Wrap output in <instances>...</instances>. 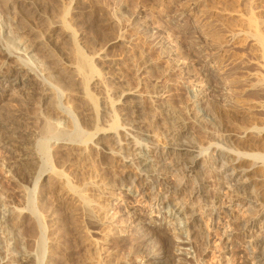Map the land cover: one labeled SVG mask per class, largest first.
<instances>
[{
  "label": "rangeland",
  "instance_id": "1",
  "mask_svg": "<svg viewBox=\"0 0 264 264\" xmlns=\"http://www.w3.org/2000/svg\"><path fill=\"white\" fill-rule=\"evenodd\" d=\"M19 1H28L36 6V14L39 13L41 19L37 21L35 17H26L23 21L16 15L18 9L14 0H0V45L14 48L22 41L34 46L35 50L29 53L27 66L32 71L43 73L53 90L45 88L44 91L43 87L40 88L39 94L33 95L34 98L40 96L36 102L28 90L26 93L31 96H27L25 89L19 87L22 83L35 81L34 77L19 78L16 82L12 79L11 85L15 90L4 89L0 92L4 97L0 110L3 109L1 111L4 114L19 112L32 117L34 122L23 121L31 134L41 135V128L36 124L39 111L58 129L95 134V128L106 126L109 122V117L105 121L101 116V107L105 106L109 98L115 102L119 128H125L126 132L134 128L138 133L128 132L131 136L147 139L156 148L167 150L169 142L164 123L161 122L164 121V115L159 105L155 104L159 97L187 124V133L192 137L189 139L196 141L197 145L207 147L212 142L220 141L234 152L251 153L252 150L263 154L264 131L261 135L255 132L259 130L257 128L264 127V96L261 100H253L249 95L255 86L264 83L262 49L254 37L257 32L262 35L258 36L257 33L258 38L264 37V0ZM251 19L257 26L248 21ZM249 22L259 31L255 32L252 24L248 26ZM50 24L61 25L62 32L65 25L68 31L64 28L66 32L63 33H69V36L74 33L71 37H76L74 39L82 45V52L93 58V61L96 60L94 62L100 67L108 91L98 86V82L94 84H98L96 87L88 86L98 109L84 98L83 76L74 74L76 69L72 65L75 61L70 58L73 57L75 45L67 40V43L64 41L66 45L62 42L61 49L49 50L51 55L47 56L49 52L44 53L47 48L43 47V33L45 26ZM68 27L74 32L71 33ZM254 32L255 35L250 37L249 34L252 36ZM17 35L23 37L21 41ZM62 51H72V55ZM103 57L105 61L101 60ZM1 61L0 65L3 63ZM71 70L73 73L69 72ZM64 75L72 76L71 83L64 79ZM207 81L210 90L214 89L217 93L216 96L209 95V87L205 85ZM73 86L78 88L72 91ZM14 92H18L17 95ZM197 94L201 95L200 98L206 97L201 100H206L202 105L192 98ZM12 95L19 99L15 107H12L14 102L11 105L9 100ZM220 96L221 99H218ZM40 99L42 103L39 106L37 103H40ZM21 101L33 105H25ZM43 106L48 110H44ZM133 106H139L137 110L141 114L139 112L133 116ZM91 107L92 112H89ZM95 109L97 112L101 109L97 113L99 118L96 117ZM4 114L0 115V123L6 121ZM249 130H253L254 134ZM247 131L250 134L247 135ZM118 132L119 137L121 132L119 139L121 142L123 140L124 155L131 158L132 153L138 152L135 151V142L124 136L122 131ZM103 134L94 137L93 142L115 150V146L108 145L112 143L108 134L107 137L106 133ZM29 143L23 152L14 150V161L26 159L28 148L34 145L33 141ZM83 146L56 145L51 141L47 157L43 159V164L49 170L38 181L35 190L33 184L27 186L14 179L5 162L11 159V155L0 147V264H15L22 254L37 256L41 239L46 240L42 264H143L148 260L154 264H180L181 261L177 259L165 260L166 256L157 246L158 242L165 239L170 240L171 244L176 243L173 226L185 207L195 211L201 227L194 225L187 213L186 222L189 226L202 231L196 233L210 237L207 246L201 249L205 251L204 254H200L201 250L197 253L191 247L186 248L185 256L192 261L188 264H240L241 260L245 264L252 262L255 251L264 252V248L255 247L256 241H264V168L248 173L245 177L242 172L238 176L244 187L242 190L245 189L244 192H248L247 195H251L255 202L254 206L249 207L250 204L237 200V195L231 192V186L221 183L222 175L214 172L217 167L214 160L209 159V151L208 155L197 159L196 170H200L201 176L206 178L205 190L209 193L207 206L197 205V201L188 199L190 188L179 192V196L174 198L167 194V186H163L165 190L157 186L150 195L142 193L141 189L132 186L138 172L128 162L109 154L104 157L101 154L103 159L97 148ZM152 157L151 161H157V151ZM21 164L14 165L15 168L11 166L12 171L18 173V179L35 169L31 162L23 163L22 167ZM249 164L245 161L234 167L242 170L250 167ZM176 181L179 179L176 178L174 183L171 179L170 184L175 185L178 183ZM129 192L132 196H128ZM156 198L162 202L168 201L172 206H177L179 202L183 205L180 209L178 205L176 210H179L174 214L167 211V203L160 205L162 202L159 204L154 201ZM29 201L34 203L33 210L38 216L36 221L33 219L35 216L31 218L27 215L31 213ZM85 211H90L88 215L92 216H86ZM39 220L41 226L46 225L45 231L39 229ZM140 221L150 223V227L136 229ZM153 233H157L156 236ZM139 237V241H143L139 246L141 249L131 245Z\"/></svg>",
  "mask_w": 264,
  "mask_h": 264
},
{
  "label": "bare ground",
  "instance_id": "2",
  "mask_svg": "<svg viewBox=\"0 0 264 264\" xmlns=\"http://www.w3.org/2000/svg\"><path fill=\"white\" fill-rule=\"evenodd\" d=\"M14 4L17 6V9H18V12L16 15L19 16V18L23 19V21H25L24 18L26 19V17H28V18L29 17H31V18L35 17V19L37 21H40L41 18H40L39 13L37 12L38 14H36V11L38 8L36 6H33L30 2H28V1H21L20 2L19 0H14ZM248 21H252L254 23L253 19L248 20ZM252 22H249L248 26H250V24H252ZM254 24H252L251 27H253ZM255 26H257V23L255 24ZM45 27H46V29L43 33L44 34V36H43V38H44L43 39L44 40L43 47L47 48L46 52H44L45 54H47V52H49V50L55 51L56 49H59L62 46L61 45L62 42H63V45H66V44H64V41H65V43L69 42L70 44L75 45V47L73 48L74 50H72L73 55L71 54L72 51L71 52L68 51V52H70V56L72 55L73 57H71V58H70V56L68 57L69 54H68V52L67 53L65 52L66 50H65L64 46H63V50H65V51H62V52L63 53L65 52L66 54H68L67 55L68 58L74 59L73 61H75V63L73 62L74 64L72 66H74V69H76L75 71L77 72L76 73L73 69V71L75 72L74 74L77 75V77L79 75H82L84 78V80L82 78V81L85 83L84 84L85 89H83V90H85V91H83L85 94L84 98L90 100V101H88V100L87 101L91 102L93 104L91 106L92 107L94 106V108L98 109L97 101H96L95 97L93 96V94L91 93L88 86L94 85L96 82H98V84H99V85L97 84L98 86L101 85L100 87H103L102 89H104L105 91H108V90H107V83L105 82L103 75H101V73H100L101 71H99L100 67L98 68L97 67L98 65L94 62L96 60L93 61V58L91 59L89 56H86V54L83 53L84 51L82 52V50H81L82 47H80L82 45L79 44V41H76L74 39L76 37H71V35L72 36L74 35V33L71 34L73 31L71 29V27L70 28L68 27L69 29H71L70 30V32H71L70 36H69V33L68 34L63 33L65 30L68 31V29H66L65 25L63 26L65 28V30L63 28V32L61 31V29H62L61 25L59 27V25L50 24V25L45 26ZM253 28H251L252 31H254V30H255V32L259 31L258 29L256 30L257 27L254 28V30H253ZM252 31H251V33H253ZM255 32H254V34H252V36H251V34H249L250 32L248 34L250 35V37H253L255 35ZM257 33L259 34L258 36L261 35L259 32H257ZM257 33H256V35H257ZM32 34H34V33L32 32ZM256 35L254 37L256 38V41L258 40V42L260 43V44L259 43H257V44L261 45L260 47L262 49V56L264 59V37L258 38ZM16 37L20 41L23 38V37H20L19 35H17ZM248 38H249V36H248ZM255 38H253V39H255ZM68 46L69 45H67V47ZM72 47L73 46H71L70 48H72ZM34 50H35L34 46H32V45L28 46L25 42H22V41L19 42L18 47H14V48H11L8 45H0V59H2V61L1 60L0 61L3 62L0 65V92H2L4 89H9L10 91H14L15 88H14V86L11 85V80L14 79V81L16 82V81H18L19 78H26V77H34L35 81L22 83V84H20L19 87L25 89V91H24L25 93H26V90H28V92L32 94V97H33V95L37 96L39 94L38 90L40 88L42 89V87H43L44 91H45V88H46V90H50V91L53 90L52 85L49 82H47L48 81L47 79H45L43 77V75H44L43 73H40L38 71H32L27 66L28 59H30L29 53L33 52ZM68 50H70V49H68ZM225 54H227V53H225ZM49 55H51L50 52L47 54V56H49ZM45 58L43 59V61H45ZM103 58H101V60L105 61V57H103ZM50 61H51V59H50ZM47 62H48V59H47ZM75 64H76V68H75ZM70 68H72V67H70ZM44 70L46 71V69H44ZM73 71L71 70L69 72L73 73ZM78 72L80 74H78ZM46 73H47V71H46ZM67 73H68V71H67ZM68 75H70V74H68ZM68 75H66V76L64 75V79L65 78L68 79L69 83H71L72 79L70 77H72L73 75L71 74L72 76H70V77H68ZM204 77H206V76H204ZM76 78H75V80H77ZM42 82H47L48 84H43ZM67 84H68V82H67ZM76 85H78V84L76 83ZM97 85H94L92 87H96ZM205 85L209 87V89H207L210 91L209 95H215V94L217 95V93L215 91H213L214 89L210 90L209 81H207V84H205ZM70 87H72V85ZM75 87L78 88L77 86H75ZM75 87L73 86L72 91L74 90ZM89 87L91 88V86H89ZM156 87H158V85ZM80 88H81V86L79 87V89ZM211 88H212V86H211ZM77 91H78V89H77ZM81 92H82V90H81ZM14 93L16 94L18 92H14ZM48 93H47V95L49 96L50 93L49 94ZM250 93H251V95H249V96L250 97L252 96L253 100H255V98L256 99L260 98L259 100H261V97L264 96V83L259 84L257 87L255 86V89L253 91H250ZM26 94H27V96L28 95L31 96V94H28V93H26ZM42 94L40 93V95H42ZM203 94H205V93H203ZM122 95H124V93H122ZM205 95H207V94H205ZM205 95L200 98L201 95L197 94V95H195V97L192 96V98H194V100L196 99L197 102H201L198 104L202 105L203 102H206V100L203 102L201 101L202 99H204ZM39 97L40 96H38V98L37 97L36 98L39 99ZM121 97H123V96H121ZM36 98H34L35 101L37 100ZM3 99H4V97L0 95V104L2 103ZM157 99L158 100H156L155 104L159 105L160 111L162 112V115H164V119L162 118L164 121H161V120L160 121L164 123L163 125L165 126V129L164 128L163 129L166 130L165 134H166L167 141L169 142L168 146H166V147H168L167 150L166 149L160 150V149L156 148L155 145L152 143L150 144V142L147 139H137V138L131 136V134H129L128 132H137L138 133L137 130H133L134 128L133 129L130 128L129 130L127 129L128 132H126V130H124L125 128L124 129L119 128V123L117 120L118 117L116 116L117 114H116V110H115V106H114L115 102H114V100H111L109 98L106 99V104H105L106 107L105 106L101 107L103 110L99 109V111L97 112V109H95L96 111H94V112H96L97 118L100 117L97 114L100 112V110L102 111L101 116L103 115L102 118L105 119V121H106V117H109V122H108V118H107L108 124H106L105 121L104 122L102 121L103 124L104 123L106 124V126H103L101 128H99V127L95 128L96 129L95 134L91 133V132H88V133H90V134H88V133H86L87 131L85 133L80 132V131H78V132H74V131L70 132L69 131L70 132L69 133L65 130L58 129L57 127H55L51 123V121H49L48 119H46L43 116V114H42L43 112L41 113L39 111L40 115L37 117L38 121L36 124L39 125L41 128V130L38 129L39 132H41V135L38 136V134H37V136H36L33 133H32L33 134L32 135L30 132H28L29 130L27 129V126L23 123V121L26 122V120L34 122L35 120L32 117H27L26 114L19 113V112H14V113L11 112L8 114H4L2 112L3 109H1L2 111L0 110V115L4 114L6 121L4 123H0V147L4 148V150L7 151L8 153H10V155H11L10 156L11 159L5 160L6 165H9L6 168L10 172V174L13 175L14 179H16L17 181L20 180L21 183L26 184L27 186H30L33 184V186H34L33 189L35 190L38 181L49 170L46 168V166H45L46 164H43L44 163L43 159L47 157V154L49 152L48 144L51 141H54L56 145L60 144L63 146L66 145V146L79 147L82 144L85 146L89 145L93 148H97L98 152H100V156H101V154H103V157H104V155L109 154L111 156L120 157V158H122V160H125V163L128 162L129 165L133 166L137 170L138 173H137V176L135 177V179L132 183V186L135 185V188L141 189V191H143L142 193L146 192L150 195V194L154 193L157 186L160 188H163V186H167V194L170 197L174 198V196H177V195L179 196V192L184 191L187 188H190V191L187 195L189 197L188 199L189 200L194 199L195 201H197L196 202L197 205L205 204L207 206L206 199H207L209 193L207 194L208 191L205 190V184L206 183H204V181H206L205 180L206 178L202 177L201 173L199 172L200 170L198 171V170H196V168H197V159L200 156H203L210 151L211 153H210L209 159L214 160L215 165L217 167V169L215 171L214 170L213 171L217 172V174H219V175L220 174L222 175L221 183L222 184L227 183V185L231 186V189H232L231 192L234 193V195H237L236 198L238 201H240L242 203L245 202L246 205L250 204L249 207H251V205L255 204L253 198L250 197L251 195H247L248 192H244L245 189H244V191L242 190V188H244V187L241 186L240 179H239L240 177L238 178V176L240 175L241 172L244 174V177H245V175L248 173L254 172L257 169H263L264 168V152H262L263 154H261V152L254 153V152H252V150L250 151L251 153L248 152L249 150L247 151L248 153L234 152L233 150H230L225 144H223V142H220V141L215 142V143L212 142V143H210L211 145L207 146V147L200 146V144L197 145L196 141L190 140L192 137H191V134L189 136L187 133V131H188L187 124L176 113H174L173 111L170 110L171 108L166 103V101H164L163 99L160 100L159 97ZM218 99H221V96ZM9 100L11 101V105H12V102H14L12 107H15L14 106L16 104L15 102H17L19 99H17L16 97H14L12 95L9 97ZM41 100L42 99L38 100L40 102V103H37L38 105L42 103ZM31 101H32V99H31ZM35 101H33V102H35ZM132 101L134 102V100H132ZM21 102H23V104H25V105L26 104L29 106L33 105L32 103L29 104V103H26L25 101H21ZM47 103L48 102H46V104ZM211 103H210V105H211ZM229 105H227L226 107H228ZM35 106H36V104H35ZM47 107L49 108L48 105H47ZM92 107L90 108L89 112H92V110H91ZM137 107L139 108V106H137ZM230 107L231 106H229V109H230ZM263 107L261 108V110L263 109ZM10 108H11V106H10ZM43 108H44V106H43ZM48 108L45 107L44 110H48ZM138 108H135V106H133V112H132L133 116L137 115L140 112L139 110H137ZM159 108H158V110H159ZM13 111H14V109H13ZM198 111H199V108H198ZM140 114H141V112H140ZM98 122H101V120ZM139 124L140 123L135 124V125H139ZM163 125L161 124L162 127H163ZM92 129H93V127H92ZM257 129H259V130L256 131L254 129V132L256 131L255 132L256 135H261V133H263V131H264V127H263V129L262 128H257ZM92 131H94V130H92ZM118 131H122L125 134V135L122 134V136L124 135V136L128 137L130 140L133 139L134 140L133 142L136 143V144L134 143V146L136 147L135 151L136 152L138 151V152L132 153V155L130 156L131 158H128L127 156L124 155V150H123V147L121 144L123 142L122 139H124V138L121 139L122 140V142H121L119 139V138H121V132H120V137H119ZM249 131L252 132L251 134H254L253 130H249ZM99 133H102V134H99ZM103 133H106L105 134L106 137L108 134V139H110V141H112V143L108 144V145L109 146L110 145L115 146L116 147L115 150L113 148L108 149L107 147H103L106 145L101 146L98 143L95 144V142H93L94 137L96 138L97 135H104ZM248 133L249 132L247 131V135H248ZM109 134H113V135L109 136ZM143 135H145L147 137H151V136H148V134H143ZM189 137H191V138L189 139ZM31 138L32 139L34 138V140H32ZM102 138H103V136H102ZM226 138H228V137H226ZM98 139H99V137H98ZM238 139L241 140L240 138H238ZM30 141L31 142L33 141L34 145H33V148H31V147H30V149L28 148L29 154L26 155L27 156L26 159L21 158L18 160L16 159L17 161H14L15 160L14 150L17 149L18 151L23 152L25 147L26 146L28 147V144L30 145V143H29ZM85 146H83V147H85ZM246 147H248V146H246ZM86 149H90V148H86ZM132 149H133V147H132ZM248 149H250V148H248ZM90 151H92V150H90ZM155 151H157L159 157H158V159L155 158V160H157V161L153 162V161H151V157ZM155 157H157V156H155ZM70 159H72V158H70ZM245 161L250 163L249 164L250 167H248L246 169H242V170H239V169L236 170L235 169L234 166H237L240 163L245 162ZM25 162H27V163L31 162V164H33L35 166V169H34L35 172L34 171L28 172V173L24 174L22 178L18 179L17 171H16L17 174H15L14 173L15 170L12 171L11 166H13V168H15L18 163H22L20 165L22 167L23 163H25ZM14 165H15V167H14ZM36 169H37V171H36ZM56 175H58V174H56ZM176 178H178L179 181H176L178 183H175V185H174L173 183L175 182ZM171 179H173V183L171 182L172 185L170 184ZM130 186H131V184H130ZM120 189H122V188H120ZM130 195L132 196V193L130 194V192H129L128 196H130ZM154 201L159 202V204H160V202H162V200H160L158 198H156V200H154ZM32 202L29 201V203H31L29 205L30 210L28 208H27V210L31 211V213H27V215H29L31 218H33V216H35L33 219H35V221H36V219L38 220V216L36 215V213L33 210L34 209L33 208L34 203H32ZM163 203L164 204L167 203V205H166L167 211L168 212H174V214L183 205L179 202V204H177V206L180 205V207H179V209L176 210L177 206H172V204H170L168 201L162 202L160 205H162ZM214 207H216V206H214ZM32 210H33V212H32ZM88 212H90V211L86 212L87 213L86 216L91 215V214L88 215ZM187 213H189L188 215H190V217L189 216L188 217L192 220V223L194 225L198 226L199 228L201 227L200 225H198L199 224L198 223V215L195 213V211L190 210L188 207L183 208L182 212L180 213V217L177 218V221H175V225L173 226L174 227V238L177 239L176 243L173 242L174 244H171L169 242L170 240H166V239L161 241V243L158 242L157 247H159V250L161 251V253L163 252L162 254H164L166 256L165 260L167 258H170L172 260L177 259V260H180L182 264H188V262H190V259L188 257H186L185 253H184V251L186 250L187 247H191V248L195 249V251L197 252L201 249L203 250L207 246L206 245L208 242L207 239H209L210 237L206 238V236L205 237L202 236V233L200 235L199 233L202 232L200 229L199 230H193V228H191L189 226V224L186 222ZM36 216H37V218H36ZM216 217H217V215H216ZM91 218H93V217H91ZM217 218H219V217H217ZM173 221H174V218H173ZM37 223H39L38 224L40 226L39 229L41 231H45L44 229H45L46 225L43 224L44 227L41 226L40 220L37 221ZM148 227H150V223L140 221V222H137L136 229L143 230L145 228L148 229ZM196 231H200V232L199 233L197 232L198 233L197 234ZM153 234L155 235L157 233H153ZM203 237L205 238V240ZM4 238H6V237H4ZM152 238H153V236H152ZM139 239H140V237L138 239L136 238L135 241H133L134 244H131V245H133V246L136 245V247H139L141 245V242H143V241L140 242ZM148 240H149V238H148ZM227 240H228V238H227ZM261 240H263V238ZM228 241H230V240H228ZM255 244H256L255 247L257 249H263L264 248V241H256ZM38 246H39V248H37V254H36L37 256L22 254L17 259L15 258L16 259L15 264H42V262L44 260V255L46 253V240L41 239V243ZM140 247H139V249H141ZM206 250H207V248H206ZM201 251H200V254L205 252V251H202V252ZM262 252H256L255 251V253L253 254V258L251 259L252 262L251 263L246 262L245 264H264V252L263 253ZM240 256H241V254H240ZM15 257H17V256H15ZM34 257H35V259H34ZM169 260L167 259V261H169ZM247 260L248 259H246L245 261H247ZM242 262L243 261L241 260L240 264H242ZM146 263L147 264H154L150 260H148L147 262H145L143 264H146Z\"/></svg>",
  "mask_w": 264,
  "mask_h": 264
}]
</instances>
